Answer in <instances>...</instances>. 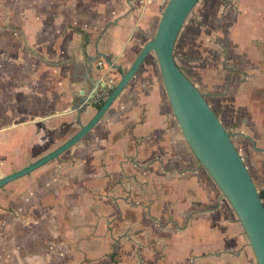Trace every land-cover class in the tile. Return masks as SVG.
<instances>
[{
	"label": "crops",
	"instance_id": "obj_1",
	"mask_svg": "<svg viewBox=\"0 0 264 264\" xmlns=\"http://www.w3.org/2000/svg\"><path fill=\"white\" fill-rule=\"evenodd\" d=\"M167 1L0 0V177L92 117L93 100L77 107L119 80ZM186 21L175 48L181 36L197 55L175 61L264 191V0H199ZM66 151L7 183L0 264H256L180 131L154 54Z\"/></svg>",
	"mask_w": 264,
	"mask_h": 264
},
{
	"label": "water",
	"instance_id": "obj_2",
	"mask_svg": "<svg viewBox=\"0 0 264 264\" xmlns=\"http://www.w3.org/2000/svg\"><path fill=\"white\" fill-rule=\"evenodd\" d=\"M197 2L198 0H168L161 12L155 33L144 43L129 68L121 74L92 117L53 150L0 177V189L8 182L27 175L57 158L85 136L119 96L146 56L153 53L167 98L185 141L234 211L252 248L256 264H264L263 197L256 188L230 133L174 58L178 34ZM103 85L101 83L100 86ZM98 87L99 85L95 87L82 106L77 107L78 111H83L90 104Z\"/></svg>",
	"mask_w": 264,
	"mask_h": 264
},
{
	"label": "rangeland",
	"instance_id": "obj_3",
	"mask_svg": "<svg viewBox=\"0 0 264 264\" xmlns=\"http://www.w3.org/2000/svg\"><path fill=\"white\" fill-rule=\"evenodd\" d=\"M199 1V0H198ZM198 3V2H197ZM197 3H196V5H197ZM196 5L194 6V8L192 9V11L190 12V14L188 15V17H187V21L186 22H188L189 20H190V18H191V16H193V14H194V11H195V8H196ZM15 15H18L19 16V13H17V12H15ZM160 15L161 14H159V16H158V21H159V18H160ZM17 17V16H16ZM7 19V15H6V12H3V11H0V20H2L1 22H5V20ZM155 32H153V34H154ZM152 34V35H153ZM152 37V36H151ZM183 41H182V38H181V36L179 37V39H178V41H177V46H176V48H175V53H174V56H175V59L178 61V63H179V65H183L184 64V61L183 60H185V59H189V60H191L186 54H188L189 56H192L193 57V55L195 54V55H197L196 54V52L195 51H193V43H189V44H185L184 43V45H183ZM153 54V53H152ZM36 61V60H35ZM185 66V65H184ZM121 76V75H120ZM114 82H115V84L117 83V80H115V79H112ZM65 128H67L66 126H63V129H65ZM65 132H67L66 134H64V137L62 138V140L61 141H65V140H67L68 138L67 137H69L70 135H72V133H71V131H65ZM62 143V142H61ZM65 152H67V151H65ZM65 152H63L61 155H63V154H65ZM61 155H59L57 158H55V159H53V160H56V159H58ZM37 157L38 156H35V157H31L30 159H29V161L25 164V165H27L29 162H31L32 160H35V159H37ZM39 157H41V156H39ZM49 162H51V161H49ZM48 163V162H47ZM47 163H45V164H47ZM43 166V165H42ZM24 167V166H23ZM30 175V173H28L27 175H25L26 177H28ZM23 178V177H22ZM8 184H11V183H8ZM5 185L4 187H2V189L0 190V195L3 193H5V189L6 188H8V186H10V185Z\"/></svg>",
	"mask_w": 264,
	"mask_h": 264
},
{
	"label": "built area",
	"instance_id": "obj_4",
	"mask_svg": "<svg viewBox=\"0 0 264 264\" xmlns=\"http://www.w3.org/2000/svg\"><path fill=\"white\" fill-rule=\"evenodd\" d=\"M97 65L98 66L102 65V62L99 60L97 62ZM102 82L104 85L98 87L97 92L95 93L94 97L92 98L94 103L103 101L115 85V82L109 76H107L105 79H103ZM262 202L264 204V198L262 199Z\"/></svg>",
	"mask_w": 264,
	"mask_h": 264
},
{
	"label": "trees",
	"instance_id": "obj_5",
	"mask_svg": "<svg viewBox=\"0 0 264 264\" xmlns=\"http://www.w3.org/2000/svg\"><path fill=\"white\" fill-rule=\"evenodd\" d=\"M102 102H103V101H100V102H96V103H95V107H96V109H98V108L100 107V105L102 104ZM259 192H260L261 197L264 198V191H259Z\"/></svg>",
	"mask_w": 264,
	"mask_h": 264
}]
</instances>
